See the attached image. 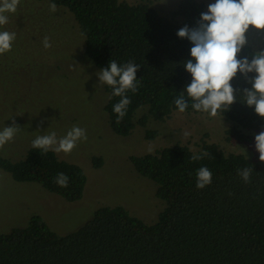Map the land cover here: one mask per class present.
I'll return each mask as SVG.
<instances>
[{"label":"trees","instance_id":"1","mask_svg":"<svg viewBox=\"0 0 264 264\" xmlns=\"http://www.w3.org/2000/svg\"><path fill=\"white\" fill-rule=\"evenodd\" d=\"M39 1L72 13L85 38V55L98 69L111 60L140 65L138 90L127 91L131 103L119 123L113 105L121 97L107 87L111 98L105 111L117 136L127 137L137 125L165 122L179 112L174 101L192 81L182 62L192 59L193 45L177 32L196 26L207 12L204 3L179 0L170 19L152 6L158 0ZM255 52L246 43L238 58L251 59ZM231 83L237 100L218 114L233 124L228 139L250 143L253 136L244 131H262L264 118L242 102L243 89L251 88L245 77L238 73ZM185 98L189 106L184 113L201 112L192 108L186 93ZM139 112L144 114L137 118ZM154 136L148 132L149 138ZM205 151L203 159L192 160ZM130 161L140 176L158 186L157 197L166 204L157 222L147 224L120 206H103L78 230L59 235L33 215L26 227L0 234V264H264V162L225 154L208 143L200 152L177 144ZM100 163L94 161L95 166ZM200 167L212 172L211 184L203 189L196 187ZM0 168L16 182L36 183L68 202L80 201L87 186L83 169L60 160L54 151L31 147L24 160L0 158ZM243 168L252 169L250 182L238 175ZM59 173L69 178L67 187L56 182Z\"/></svg>","mask_w":264,"mask_h":264},{"label":"rangeland","instance_id":"2","mask_svg":"<svg viewBox=\"0 0 264 264\" xmlns=\"http://www.w3.org/2000/svg\"><path fill=\"white\" fill-rule=\"evenodd\" d=\"M129 4L140 0H121ZM208 5L215 0H198ZM179 0H158L152 6L173 19ZM48 1L20 0L15 13L0 31L16 33L10 51L0 54V131L18 125L21 130L0 147V158L24 160L37 135L55 131L65 136L73 127L86 130L70 153L58 158L80 166L87 186L80 201L68 202L36 183H18L0 168V234L26 227L39 215L53 231L67 235L85 225L103 206L123 207L147 224L157 222L166 204L157 197L158 186L140 176L130 158L154 154L177 144L200 152L215 144L225 154H243L260 161L255 147L258 131L250 143L228 139L233 124L217 114L174 113L165 122L151 120L127 137L111 129L105 106L108 85L101 84L100 71L85 55V38L72 13L64 7L53 12ZM179 18H177L178 20ZM51 47H44V38ZM247 44L256 52L264 50V30L249 27ZM139 112L137 118L143 116ZM15 121V125L13 124ZM190 135L185 138L183 133ZM148 132L155 133L153 138ZM97 161L95 166L94 161ZM100 160V161H99Z\"/></svg>","mask_w":264,"mask_h":264},{"label":"clouds","instance_id":"3","mask_svg":"<svg viewBox=\"0 0 264 264\" xmlns=\"http://www.w3.org/2000/svg\"><path fill=\"white\" fill-rule=\"evenodd\" d=\"M19 3L20 0H0V26L8 23L7 14L15 13ZM49 7L56 11L55 3ZM250 26L264 30V0H215V3L208 5L207 12L200 14L195 27L185 25L178 30V37L186 38L193 45L190 50L192 59L182 62L192 81L174 101L179 112H185L189 106L185 93L192 101V108L198 112L215 117L219 110H229L237 100L231 81L240 73L251 84L250 89H243L242 102L254 107L255 112L264 118V50L255 52L251 59L247 56L238 58L247 43L246 33ZM15 39L16 33L0 31V54L10 51ZM44 47H51L48 37L44 38ZM139 68L140 65L134 61L120 65L111 60L108 67L97 73L100 83L110 86L113 96L121 97L113 105L114 113L118 114L117 123L126 115L127 106L131 103L127 91L135 93L138 90L136 73ZM249 73L256 75L249 77ZM261 128L262 131L255 136V147L260 161L264 162V125ZM20 130L18 125L4 127L0 131V147L12 140ZM183 135L187 138L190 133L185 131ZM81 138L87 140L86 130L73 126L60 138L55 131L37 135L32 147L44 153H70ZM207 155L206 151L193 154L192 160H201ZM251 171L250 168L237 169L238 175L246 183L250 182ZM196 177L198 189L212 182V172L207 167L197 169ZM68 179L64 173H59L56 182L61 187H67Z\"/></svg>","mask_w":264,"mask_h":264}]
</instances>
